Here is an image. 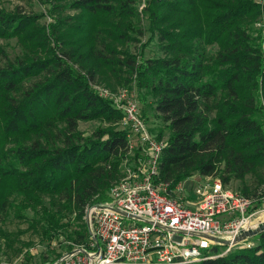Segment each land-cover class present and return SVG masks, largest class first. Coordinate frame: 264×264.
Returning a JSON list of instances; mask_svg holds the SVG:
<instances>
[{"label": "trees", "instance_id": "1", "mask_svg": "<svg viewBox=\"0 0 264 264\" xmlns=\"http://www.w3.org/2000/svg\"><path fill=\"white\" fill-rule=\"evenodd\" d=\"M49 5L47 25L38 22L39 15L0 7V38H15L20 48L10 57L0 47V220L8 210L20 218L31 210L37 222H45L41 233L51 240L67 227L65 216L74 215L82 224L71 231L72 244L85 242V206L106 193L123 175V162L133 158L122 113L94 90L92 83L99 82L133 83L152 97L149 107L168 132L159 181L172 189L192 175L218 177L226 186L235 180V191L259 202L264 27L257 25L264 4L50 0ZM66 9L73 13L62 15ZM146 32L139 53L125 47ZM153 39L160 55L144 57ZM88 120L107 125L84 135L78 122ZM155 135L162 137V131ZM246 242L252 243L225 252L213 245L210 256L184 264H264V230Z\"/></svg>", "mask_w": 264, "mask_h": 264}, {"label": "built area", "instance_id": "2", "mask_svg": "<svg viewBox=\"0 0 264 264\" xmlns=\"http://www.w3.org/2000/svg\"><path fill=\"white\" fill-rule=\"evenodd\" d=\"M92 86L121 111L133 161L126 159L123 175L85 206L87 239L72 244L59 263L184 264L210 256L213 245L225 252L244 243L233 239L261 221L253 223L261 212L254 200L210 175H192L170 189L157 179L166 139L151 133L135 93Z\"/></svg>", "mask_w": 264, "mask_h": 264}, {"label": "rangeland", "instance_id": "3", "mask_svg": "<svg viewBox=\"0 0 264 264\" xmlns=\"http://www.w3.org/2000/svg\"><path fill=\"white\" fill-rule=\"evenodd\" d=\"M142 1L143 0H140V6H142ZM256 1L264 4V0ZM49 2L50 0H0V7L11 11H21L25 14L39 15L38 22L47 25L52 21V16L49 12ZM64 13H73V11L66 9L62 15ZM259 22L261 26L264 27V16H262ZM140 23L143 26L146 25V21L142 15H140ZM262 32H264V28H262ZM148 36L149 33L146 32L143 36L138 38V42H127L125 43V47L134 53H139L140 44L145 42ZM0 47L3 48L10 57L20 52L15 38H0ZM213 49L214 47L210 48L211 51H213ZM142 53L144 57L159 56L160 51L156 39L150 40L144 46ZM98 84H101L111 91H116L123 87L115 82H112L110 86L102 82ZM132 84L133 83L124 87L135 93L136 99L139 100L138 102L143 108V117L145 118L149 130L153 134L161 130L162 137L166 139L168 134L166 126L160 121L154 109L149 107V103L152 102V97L149 95L144 96L142 90L139 92L136 91ZM105 125H107L106 122L99 120L79 121L78 129L82 131L84 135H90L96 127ZM133 153L137 157L139 155V150L135 149ZM131 161H133V158H131ZM238 185L239 183L237 181L230 180L228 188L239 190ZM14 199L18 200V197L15 196ZM256 205L257 209L261 210L260 214H255V217L257 216L256 221H258L264 217V196L261 197ZM23 215L24 216L20 218L14 215L13 210H8L4 219L0 220V264H60L58 261L59 257L72 246L73 237L71 231L75 228H79L78 226L82 224V221L73 220L74 215H66L64 221L67 220V227L56 233L50 240L41 233L40 225L44 224V221L37 222L36 218L38 216L28 209ZM244 243L245 245H249L252 242L245 241ZM225 249V246L220 247V250L224 251Z\"/></svg>", "mask_w": 264, "mask_h": 264}, {"label": "water", "instance_id": "4", "mask_svg": "<svg viewBox=\"0 0 264 264\" xmlns=\"http://www.w3.org/2000/svg\"><path fill=\"white\" fill-rule=\"evenodd\" d=\"M261 230H264V220L259 221L258 224L254 228L240 230L239 233L234 237L233 243H239L242 241H246L248 238L257 234ZM223 242L227 243L226 240H223Z\"/></svg>", "mask_w": 264, "mask_h": 264}, {"label": "bare ground", "instance_id": "5", "mask_svg": "<svg viewBox=\"0 0 264 264\" xmlns=\"http://www.w3.org/2000/svg\"><path fill=\"white\" fill-rule=\"evenodd\" d=\"M259 220H264V217H262V219H259ZM254 222H256V220H255V221H253V223H254Z\"/></svg>", "mask_w": 264, "mask_h": 264}]
</instances>
